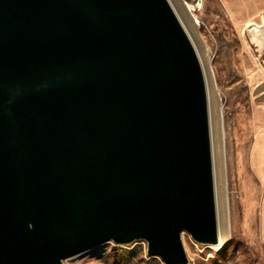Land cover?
Segmentation results:
<instances>
[{
  "label": "water",
  "instance_id": "water-1",
  "mask_svg": "<svg viewBox=\"0 0 264 264\" xmlns=\"http://www.w3.org/2000/svg\"><path fill=\"white\" fill-rule=\"evenodd\" d=\"M218 244L207 97L167 0H0V264Z\"/></svg>",
  "mask_w": 264,
  "mask_h": 264
},
{
  "label": "rangeland",
  "instance_id": "rangeland-1",
  "mask_svg": "<svg viewBox=\"0 0 264 264\" xmlns=\"http://www.w3.org/2000/svg\"><path fill=\"white\" fill-rule=\"evenodd\" d=\"M184 2L191 6L196 26L193 47L208 66L218 94L220 128L214 124L210 134L220 219L225 200L228 222V238L217 250L181 234L187 264H264V0ZM62 264L163 263L148 257L146 244L138 241L108 242L99 254H78Z\"/></svg>",
  "mask_w": 264,
  "mask_h": 264
},
{
  "label": "bare ground",
  "instance_id": "bare-ground-1",
  "mask_svg": "<svg viewBox=\"0 0 264 264\" xmlns=\"http://www.w3.org/2000/svg\"><path fill=\"white\" fill-rule=\"evenodd\" d=\"M169 6L171 7L173 13L175 14L176 18L178 19L179 23L181 24L182 28L184 29L185 33L187 34L192 46L196 47L194 44V38L193 36L196 33V26L195 23L191 17V6L186 4L184 0H167ZM193 47V48H194ZM200 66L203 73L204 78V84H205V90H206V97H207V110H208V119H209V131L212 132L213 125H218V128H220V107L218 103V94L216 92V88L214 85V81L211 75V72L208 68V66H205L203 61L201 60V57L199 56V53L197 49H194ZM215 129V128H214ZM214 131V130H213ZM213 133V132H212ZM210 141H211V155H212V167H213V179H214V190H215V202H216V219H217V237H218V244L216 246H213L212 248L217 250L221 246L224 245L228 238V222H227V216H226V206H225V200H224V212L222 220L220 219L219 209H218V196H217V169H216V163H215V144L214 139L212 137V134H210ZM221 138H220V160H219V176H220V182L222 183V188L224 189V176H223V160H222V145H221ZM219 148V147H218ZM218 153V152H217ZM219 155V154H218ZM217 155V156H218ZM108 242L99 244L95 247H92L82 253H93L99 254L101 252V249L104 245H106ZM79 253V254H82ZM78 255V254H76ZM75 256V255H73ZM71 256V257H73ZM70 258V257H69Z\"/></svg>",
  "mask_w": 264,
  "mask_h": 264
}]
</instances>
